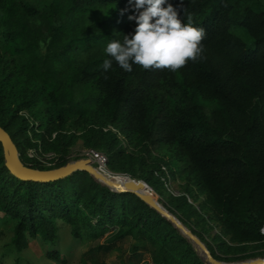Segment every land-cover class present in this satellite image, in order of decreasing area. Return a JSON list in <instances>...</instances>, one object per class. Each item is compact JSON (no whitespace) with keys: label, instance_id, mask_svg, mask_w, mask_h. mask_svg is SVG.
Returning a JSON list of instances; mask_svg holds the SVG:
<instances>
[{"label":"trees","instance_id":"trees-1","mask_svg":"<svg viewBox=\"0 0 264 264\" xmlns=\"http://www.w3.org/2000/svg\"><path fill=\"white\" fill-rule=\"evenodd\" d=\"M34 1L0 0V126L21 162L38 170L64 166L78 140L105 153L109 171L139 158L148 177H131L170 196L180 222L192 217L203 231L216 228L211 245L188 227L214 259L228 262V254L264 246V0H167L183 23L191 15L204 29L201 57L175 72L136 64L126 72L113 61L106 73L107 44L134 34L128 0ZM236 28L252 38L249 46ZM29 149L36 155L28 157ZM178 180L188 188L174 196L167 184ZM9 222L6 246L17 264L33 240L45 259L65 264L62 232L64 241L80 243L109 233L95 247L105 253L132 239L129 264L144 254L152 264H206L135 194L110 191L83 171L20 181L4 167L0 145V239ZM87 254L103 264L94 249L81 259Z\"/></svg>","mask_w":264,"mask_h":264},{"label":"rangeland","instance_id":"rangeland-1","mask_svg":"<svg viewBox=\"0 0 264 264\" xmlns=\"http://www.w3.org/2000/svg\"><path fill=\"white\" fill-rule=\"evenodd\" d=\"M49 0H36L34 3L38 6H41L45 3H47ZM234 33L236 35H239L243 41L246 43V45H250L252 42V38L245 32L243 29H233ZM85 149L82 145V142L78 140L75 144H73L69 150H68V160L70 162L77 161L79 160L78 154ZM135 150V149H134ZM31 154V152H29ZM53 155V154H52ZM169 160L175 161L174 157L171 153L166 155ZM52 158V156L50 157ZM137 159V158H136ZM177 164V162H174ZM125 170H121L118 167H115L113 170L107 171L102 168H96L98 172H100L104 178H110L114 182L118 184H125V183H136L138 181H143L141 179H134L131 176V171L134 172V177L139 178H147L148 173L150 168L148 165L143 166L142 162L139 160V158L133 163L129 161H125L124 163ZM93 180H95L92 177ZM96 181V180H95ZM99 184H104L102 181H96ZM145 182V181H144ZM101 184V185H102ZM184 181H170L168 188L169 192L172 195H179V193H182L183 191H187L186 189L188 188L187 185H184ZM105 186V184L103 185ZM106 187V186H105ZM113 188V187H112ZM151 188V187H150ZM186 188V189H185ZM152 189V188H151ZM116 190H119L116 188ZM147 191V190H146ZM149 194L152 195V198L156 200L162 207H164L169 213H171L170 207H171V197L165 194L162 190L158 192L157 189H154L149 191ZM203 199L202 196L198 198V201L195 203V205L199 202H201ZM174 212V211H173ZM205 215H208L209 212L204 210L203 212ZM173 215V213H171ZM180 217H182L181 213L178 212ZM182 222H179L188 230V227L193 230L194 232H197L203 236L206 241L212 242V237L217 233L216 228H208L206 231H203L200 227H196L194 224V220L192 217H182ZM14 224L12 222H9L6 225L2 226V230L4 231L3 237L0 239V264H17L15 263V258L17 256V253L11 252L6 245L10 241V230H12ZM191 232V231H190ZM181 233V231H180ZM109 234V233H108ZM106 234L104 238L98 240V241H85L83 243L77 242L72 240L71 238L67 239L64 241V235L65 233L62 232V234L59 233V239H61V244L59 249L61 252V258L66 261L65 264H80V260L85 261L84 264H91L90 261V254L85 256V258L81 259V256L89 251L90 249H94V255L96 256V259L103 264H129L128 259L130 256V249L131 247L136 244L132 239H123L121 241H117L115 248L109 252L105 253L102 250H95V247L99 244H104L105 243V237H107ZM182 234V233H181ZM183 235V234H182ZM194 235V234H193ZM185 236V235H183ZM195 236V235H194ZM186 237V236H185ZM187 238V237H186ZM189 243L193 246L196 255L206 264H209L205 257L203 256V253L201 250L194 244L192 243L191 239L187 238ZM211 245H213L211 243ZM205 246V245H204ZM206 247V246H205ZM215 247V246H214ZM44 247L38 240H33L30 242L29 247L27 250L23 251L20 253L19 257L20 261L19 264H59L53 261H49L45 259L44 256ZM217 255L220 257H224L222 253L217 252ZM229 258L231 261H228L226 263H242L246 261H251L254 259H264V246H258L255 244L249 245V247L243 252V253H238V254H228L226 256ZM140 264H152L150 257L148 254H144V260Z\"/></svg>","mask_w":264,"mask_h":264},{"label":"clouds","instance_id":"clouds-1","mask_svg":"<svg viewBox=\"0 0 264 264\" xmlns=\"http://www.w3.org/2000/svg\"><path fill=\"white\" fill-rule=\"evenodd\" d=\"M128 3L133 15L127 18L136 24L134 34L124 35L122 43L107 44L105 53L111 59H105L101 65L105 73L113 61L126 72L132 71V64L145 70L155 68L175 72L201 57L205 32L193 26L191 15L188 23H183L167 0H128Z\"/></svg>","mask_w":264,"mask_h":264},{"label":"water","instance_id":"water-1","mask_svg":"<svg viewBox=\"0 0 264 264\" xmlns=\"http://www.w3.org/2000/svg\"><path fill=\"white\" fill-rule=\"evenodd\" d=\"M0 145L2 148L4 167L10 175L20 181L39 183L53 182L55 180L63 179L71 175L75 171L86 172L87 174L92 176L96 181L99 182H101V178H103L96 171V169L90 165V160L88 159H79L77 161L68 162L64 166L48 170H38L24 165L19 158V153L15 143L13 142L10 135L1 126ZM105 186L113 192H131L135 194L144 203H146L152 209L156 210L162 217L169 220L179 231H181L183 235L191 239L192 243H194L201 250L203 256L209 264H264V259H254L242 263H226L214 259L208 249L196 236H194L190 231H188L174 215L169 213L164 207H162L156 200L152 198V195L149 194L147 188L148 185L144 181L137 180V185H135L134 187H139V189L145 191V196H142L136 190H116V188H112L110 184H105Z\"/></svg>","mask_w":264,"mask_h":264},{"label":"built area","instance_id":"built-area-1","mask_svg":"<svg viewBox=\"0 0 264 264\" xmlns=\"http://www.w3.org/2000/svg\"><path fill=\"white\" fill-rule=\"evenodd\" d=\"M112 130L115 131L114 129H112ZM29 152H31V154H29ZM27 155H28V157H33V156L36 155V152L33 149H29V150H27ZM51 156H52V158H54V155H52V154H47L45 157L47 159H51L50 158ZM77 156H78L79 159H88V160H90V165L93 168H95V169L96 168H102V169H105V170L109 171L108 167H107V162H108L107 156L105 155V153H103L101 151H98V150H95V149H83ZM38 159L41 162L45 163L43 159H41L39 157H38ZM47 165H49V164H47ZM169 183L167 184L168 192H169V188H168ZM147 188H148V191L152 192V189L149 186ZM174 196H177V195H174Z\"/></svg>","mask_w":264,"mask_h":264},{"label":"bare ground","instance_id":"bare-ground-1","mask_svg":"<svg viewBox=\"0 0 264 264\" xmlns=\"http://www.w3.org/2000/svg\"><path fill=\"white\" fill-rule=\"evenodd\" d=\"M97 171V169H96ZM98 172V171H97ZM102 177L103 175L98 172ZM101 181L104 183V184H110L111 187L113 188H118L119 190H136L138 193H140L142 196L144 195L145 196V191H143L142 189H139V187H134L135 185H137L136 183H125V184H118L116 182H114L112 179L110 178H101ZM109 181V182H107ZM114 185V186H112Z\"/></svg>","mask_w":264,"mask_h":264}]
</instances>
